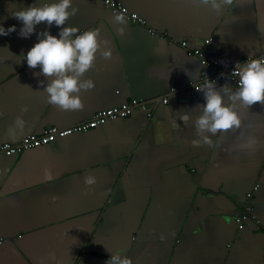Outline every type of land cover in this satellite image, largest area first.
<instances>
[{"label": "crops", "instance_id": "0c3cea01", "mask_svg": "<svg viewBox=\"0 0 264 264\" xmlns=\"http://www.w3.org/2000/svg\"><path fill=\"white\" fill-rule=\"evenodd\" d=\"M118 1L147 23L118 20L103 0L72 5L78 11L66 23L98 29L101 51L112 55L98 52L84 73L95 86L79 93L83 107L63 110L48 102L45 77L34 75L39 67L20 56L36 33L20 37L21 22L8 16L32 0H0V23L17 25L0 35V143L145 102L128 117L0 157V264H106L108 249L123 250L133 264H264V104L237 103L238 129L192 144L204 102L196 87L201 73H216L193 50L225 70L264 56V0H225L219 11L201 0ZM18 115L26 123L13 136ZM249 137L256 144L239 147ZM89 174L92 185L84 183Z\"/></svg>", "mask_w": 264, "mask_h": 264}, {"label": "clouds", "instance_id": "9594fccd", "mask_svg": "<svg viewBox=\"0 0 264 264\" xmlns=\"http://www.w3.org/2000/svg\"><path fill=\"white\" fill-rule=\"evenodd\" d=\"M75 0H41L32 2L26 6L14 8L8 13L21 22L18 35L28 38L36 33V42L26 53L21 52L22 60H25L30 68L39 67L34 75H43L45 80L40 84L44 85L43 91L47 93V100L50 104L59 106L63 110H78L83 107L81 90H88L95 86V81L84 77L94 64L97 53L108 58L112 55L110 48L101 51L98 29L89 28L79 30L77 26L66 23L68 18L75 15L78 9L72 7ZM203 3L211 2L213 8L220 10L225 0H201ZM121 19V17H117ZM45 23L48 27L37 32V25ZM57 26L58 31L53 33L50 28ZM16 24L5 26L0 23V35H8L15 31ZM221 75H224L221 73ZM231 75L238 77L236 83L225 82L218 85L215 79L208 76L197 90L203 93V103L200 114L194 120L196 137L192 140L194 146L201 144H212V137L220 131L238 129L241 126L242 118L236 108L240 103L250 107L256 102L264 104V57L252 58L249 55L243 62H237ZM28 106L21 108L26 112ZM180 120L187 122L190 115L183 112ZM23 116H17L14 121V128L9 129L10 135H15L16 129L23 130L25 125ZM176 124L179 125L176 121ZM256 144L255 137H249L241 148H251ZM96 182L94 175H86L84 183L92 185ZM106 264H133L132 259L118 249L111 252ZM54 258V257H53Z\"/></svg>", "mask_w": 264, "mask_h": 264}, {"label": "built area", "instance_id": "2783aa9c", "mask_svg": "<svg viewBox=\"0 0 264 264\" xmlns=\"http://www.w3.org/2000/svg\"><path fill=\"white\" fill-rule=\"evenodd\" d=\"M103 2L108 9L117 13L122 18H129L133 20L134 22H138L141 24L147 23V20L140 17L137 13L129 11L128 7L118 0H103ZM209 41L210 40L207 39L205 42L209 43ZM182 44L187 45V42L183 41ZM193 53L200 57L203 66L205 67L208 66V67L215 69L216 73L210 79H215V80L223 79V78H232L234 80L238 79V77H233L231 75L233 68H230L229 70L223 69L219 65L218 60L207 58L200 48L194 49ZM261 57H264V56H261ZM221 73H223L224 75H221ZM207 78L208 77L204 73H201V77H200L201 81H204ZM164 101L166 102L167 99L165 98ZM137 106L145 108V102H142L137 99H132L130 102L99 111L90 120H87V121H84L78 124H74L71 126H67V127L50 126L43 133L28 134L18 143H12V142L0 143V157L3 155L19 154L25 150L38 147L44 144H48L56 140L57 136H66L73 132L84 131L90 128H95L101 124L106 123L108 120H111V119L120 118V117H128L133 113V110ZM251 209H252V206L248 204L246 207V210L244 212L239 213L238 223H239L240 229L244 228L246 221L250 216L249 211Z\"/></svg>", "mask_w": 264, "mask_h": 264}, {"label": "water", "instance_id": "95a60500", "mask_svg": "<svg viewBox=\"0 0 264 264\" xmlns=\"http://www.w3.org/2000/svg\"><path fill=\"white\" fill-rule=\"evenodd\" d=\"M13 143V142H12Z\"/></svg>", "mask_w": 264, "mask_h": 264}]
</instances>
